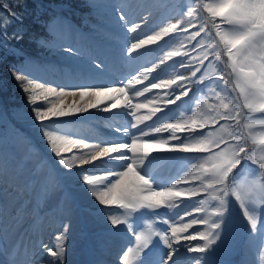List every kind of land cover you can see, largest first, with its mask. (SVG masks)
I'll use <instances>...</instances> for the list:
<instances>
[{
	"label": "snow or ice",
	"instance_id": "1",
	"mask_svg": "<svg viewBox=\"0 0 264 264\" xmlns=\"http://www.w3.org/2000/svg\"><path fill=\"white\" fill-rule=\"evenodd\" d=\"M195 5V7H189L187 12L189 19L170 23L166 27H161L159 31L146 35L145 38H139L138 29L141 28V24L130 21L125 7L108 4L99 6L114 13L112 20L120 29L126 28L127 33H138L137 36L128 37L135 41L125 48L129 56L148 45L156 44L170 33L177 31L186 33L185 25L191 26L201 12L208 13L200 21L199 31H193L185 36V40L190 43L197 40L201 33L204 34L197 41L198 53L189 60L188 65L183 60L188 52H182L179 48L166 52L161 61L163 63L164 60H171L173 57H182L180 61L174 62L173 66L175 67L178 63L191 71V76L178 73L173 79L161 80L159 83L150 82V88L144 87L142 91L135 89L134 84H140L143 80L149 79L153 68H146L144 74L139 77L133 76L124 87H107L104 84L82 82L74 84L71 90H68L61 84L50 86L49 81L42 79V73L38 68L25 66L10 68L15 79L21 82L22 86L26 81L27 86H23V91L28 94L34 121L38 122L34 124V127L43 129L52 152L64 168L73 170L79 167L80 171L75 174L82 177L91 196L103 206L101 211H105L113 228L125 223L126 215L131 212L142 208L149 210L175 208L177 201L183 205L185 214H188L189 208H195L198 213H203L191 219L189 223H183L182 220L177 222L175 216L178 213H174L171 220L162 218L164 223H170V236L165 232L153 231L151 228L146 232L135 234L136 248L124 251L119 257L120 264H134L155 236H159L169 250L160 264H169L178 251L175 246L182 244V240L199 239L203 241V244L195 246L190 243L183 244L189 252H206L220 239L219 218L224 216L228 197H235V200L239 202L243 215L253 230L257 225V215L249 210L246 201L249 195H255L258 199L264 200V182L254 180L250 186L234 187L233 174L242 162L253 160L252 150L248 147L249 142L264 146V117L256 118L251 115L264 114V0H195ZM12 15L16 14L12 13ZM217 18L220 23H217ZM144 20L146 21L147 17ZM144 26H147L146 23ZM21 38L16 35V39ZM89 40L78 43L76 46H73L70 40H64L56 47L78 61L89 59L92 66L102 70L103 64L93 58V51L87 46ZM209 57L213 60L209 61L204 74L198 80L194 79ZM216 62L223 63V69H217ZM193 63L197 64L195 70L189 67ZM212 77H216L213 80L215 86L209 90L213 93L214 102L201 101L204 109L199 119L189 117L187 120L165 122L169 120L168 116H158L170 104L187 96L192 90L190 85L203 83L206 78ZM155 79L153 77V80ZM159 88L169 90L164 93L162 104L154 103L153 100L133 104L129 100V92L140 97L151 89ZM228 88H232L233 92L238 90L235 101L239 102H235L228 94ZM176 89H180L179 94H176ZM69 95L73 97L78 95L79 100L66 103L64 97ZM173 96L174 99L170 98ZM119 97H124L127 102L126 107L130 109L129 114L134 120L130 127L127 124L116 127V131L122 133V138L87 143L82 138L71 139L66 135L58 134L50 130L49 124L44 123L53 118L89 112L90 109H97L106 100L114 102L102 109L103 111L117 109L120 107ZM41 100L44 103L38 104ZM144 108L147 109V113L138 114V110ZM245 109L247 111H244ZM147 121L151 123H146ZM256 125H259L258 136L253 134ZM131 129H135L136 132L133 133ZM165 132L169 133L166 139L153 135V133ZM178 132H188L190 138L177 135ZM3 140L4 138L0 136V142ZM173 141H179V143H172ZM74 149L78 154L73 153ZM261 151L264 152V147ZM154 152L206 154L202 162L196 166L198 171L195 179L199 181L200 188L204 189L209 199L215 201L211 205V212L204 207L208 203L207 200H201L200 204L196 205L191 200L182 199L186 194L197 195L199 188H177V185L182 183V180L177 178L175 184L170 182L171 186L156 189L150 178L140 174L138 169ZM62 153L70 155L64 156ZM8 159L10 161L12 158ZM125 161H127L126 166L123 170H119L122 166L120 162ZM4 163L6 162H0V178L4 176ZM256 163L259 164V169H264V155H261ZM205 164L209 167H205ZM85 165H90L91 168H84ZM97 172L101 174L97 175ZM71 174L74 173L72 171L63 173V175ZM113 176H115L114 181ZM19 178L24 179L23 175ZM184 179L186 180L187 177ZM261 179L264 180V173H261ZM46 190L47 184L41 188V191ZM149 195H152L153 199H138L139 196ZM112 206L123 209L125 215L121 218L107 214L106 210L111 209ZM213 217L217 219L213 220ZM197 223L205 225V230H196L195 235H181ZM62 227L64 231L61 233V240L66 238L71 225L70 223L62 224ZM44 248L56 258L50 264H64L63 244L56 252H52L47 246ZM261 257H264V253H261ZM13 264H30V262L25 258L14 261ZM195 264H200V261L196 260Z\"/></svg>",
	"mask_w": 264,
	"mask_h": 264
},
{
	"label": "rangeland",
	"instance_id": "2",
	"mask_svg": "<svg viewBox=\"0 0 264 264\" xmlns=\"http://www.w3.org/2000/svg\"><path fill=\"white\" fill-rule=\"evenodd\" d=\"M171 1L172 0H103L100 2V5L108 4L125 7L130 21L141 24V28L138 29L139 38H141L145 35L152 34L155 31H159L161 27H166L168 24L177 21L179 4L176 1ZM166 4V7L160 8L161 5ZM99 6L95 5L91 8V11L96 17V19H94L91 23L93 33L84 31L77 33L75 30L63 32V30L59 28L56 33L61 38L60 43L64 40H70L73 46H76L78 43H84L90 39L87 42V46L92 49L93 58L103 64V69H96L91 65L89 59H81L78 61L70 58L67 53H64L57 48L49 55V57L57 66H60L61 64L68 65L70 68V77L66 78L60 72L62 76L58 77L56 81H52L50 86L61 84L68 90H71L74 84L90 82L93 84L104 83L107 87L114 86L119 88L124 87L126 85L125 82L129 79V77L138 73L139 70L144 68H153L150 80H148L149 83L141 86H133L135 89L142 91L144 87L150 85V82L157 83L161 80L173 79L178 73L184 76H191V71L181 67L178 63L175 64V67L173 66L174 62L180 61L182 57H173L171 60H164V62L161 63L166 52L176 49L174 45L181 47L186 44L182 41L183 39H179L181 38L180 36H178V38L174 37L169 41H166L168 38L164 37L158 41V44L154 47L146 50L147 52L145 51L137 57H135V53L129 56L125 48L130 46V44L135 41L128 39V37L137 36L138 33H127L126 28L120 29L112 20L114 13H111L108 9ZM151 14H153L152 17L150 16ZM145 17H147L146 21L144 20ZM148 19H150L149 21H151V24H148ZM145 23L147 25L146 27L144 26ZM175 34L171 36H174ZM114 56L118 57V59L116 60ZM111 58L113 59V62H108ZM183 60L184 63L188 65L185 56L183 57ZM208 63L209 62L207 61L205 65L201 67V71L198 72L197 76L204 74ZM154 65L155 67H153ZM189 67L192 68L191 65H189ZM39 70L41 71L42 79L44 80H48L53 71L51 70L48 73L45 69L39 68ZM108 72L111 73L115 79L107 81L106 76ZM153 77L156 79L153 80ZM191 88L192 90L187 96L182 97L174 104H170L162 113H159L158 116H168L169 120L165 122L187 120L189 117L196 119V114L202 111L204 106L201 104V98L199 102L196 100L197 94L192 95L195 89H199V86L195 87V84H193V87ZM202 88L204 89L203 93H206L203 100H206L207 98L209 100H214L213 93L208 88ZM166 91L169 90L165 88L151 89L150 92L144 93V95L140 97H136L132 92H129L128 97L130 102L133 104L145 103L147 100H153L154 103L162 104V97H164V93ZM179 92L180 89H176V94H179ZM191 96L194 99L192 106H190V99H188ZM120 98V107L117 109H111L109 112L103 111L102 109L113 103V101L106 100L101 103L97 109H90L88 114L80 113L75 116L58 119L53 118L52 120L57 122L55 125L60 127L61 130L66 131L71 139L82 138L87 143H97L103 139L122 138V133L116 131V124H118V126H124L125 124L129 126L134 122V120L133 116L129 114L130 109L126 107L127 102L124 97ZM170 98L174 99V96ZM64 100L66 103H71L73 100L78 101L79 96L77 95L76 97H73L69 95L64 97ZM189 107L190 110H188ZM124 112L127 114L120 115ZM146 113V108L138 110V114L140 115H144ZM251 115L256 118L264 117V114L260 113ZM153 119H155V117ZM22 123L26 124L27 121ZM146 123H151V121H147ZM139 127H143V125H139ZM1 129L2 128H0V136H2L4 140L0 142V162L6 163H4V176L3 178H0V232L3 233L5 241L10 242L14 234L21 232V238L23 236H27L29 238L34 237V240H39V242L43 240L45 244H47V248L51 249L52 252H56L58 247L63 244L65 248L63 257L65 264L66 259L69 256L71 257L74 253L73 247L76 243L71 240V237L77 236L79 239H85L87 237L89 240L93 239L92 244H90L92 250V264H120L119 257L122 256L123 252L128 251L129 248H136L135 234L139 232H146L151 228L153 231L165 232L167 235H171L170 223H164L162 218L171 220L173 219V214L178 213V215L175 216V220L177 222L182 220L183 223H189L191 219L203 215V213H198L195 208H189L188 214H185L183 205H180L179 201L175 202V208L165 207L156 210L139 209L126 215V222L118 225V227L122 228L123 234L117 233V235H115L112 231L115 228H113L110 221L107 219L105 211H101V208L85 209L82 211L83 216L81 220L74 210L70 209L72 208L70 198L66 197L62 192L58 194L59 197L62 193L63 198L61 202L59 204H55V202L58 201L57 196L46 194L47 190L43 191L41 193L44 198V204L42 206H48V208H42L39 209V211H36L33 206V198H28L26 201L20 202L19 196H22L25 192L31 190L35 183H43V172L46 173L45 180H47V189L51 188L54 184L59 185L63 189H68L72 193L71 195L77 200L78 205L81 207H89L99 203L89 193L87 185H84L83 183L82 177L75 174L80 171L79 167L74 168L73 170L63 168L68 172L72 171L74 174H61L58 176L57 173L62 170L59 166H57L54 162L47 160V162L50 163L55 170L50 168L46 169V163L44 160L41 161L39 153L35 152L33 147L27 146L16 131L7 129L6 132L3 133ZM258 129L259 125H256L253 134L258 132ZM131 131L133 133L136 132L135 129H132ZM153 135L166 139L169 136V133H153ZM177 135L190 138L188 132H178ZM172 143H179V141H173ZM73 153L78 154L75 149L73 150ZM205 155L206 154L203 153L154 152L147 157L149 159L147 165L139 168L138 171L141 175H145L150 178L153 182V187L156 189L171 186V184H169L170 182L175 184V180L177 178L182 180V183L177 185V188H199L197 195L192 196L190 194H186L182 197V199L191 200L196 205H199L201 200H207L208 203L205 204L204 207L208 210V212H211V205L215 203V201L209 199L203 188H200L199 181L195 179V175L198 171L196 166L202 162ZM9 157L12 158L10 161L8 159ZM38 159L41 162L38 161ZM120 163L122 166L119 170H123L127 161ZM59 165L61 166V164ZM83 167L88 169L91 168L90 165H85ZM96 174L100 175L101 173L97 172ZM20 175H23L24 179H20ZM185 177H187L186 180L184 179ZM114 179L115 176L112 177L113 181ZM61 180H63V182H61ZM238 180L244 185V187L250 186L254 180L259 182L257 175L248 169L241 171ZM43 185L44 184H42V186ZM36 191L34 195L36 194ZM17 192L19 196L16 194ZM49 206L53 207L49 208ZM57 208L62 211L60 215H57ZM67 211L68 213L66 214ZM106 212L107 214L121 218L122 215H125V211L116 206H112V208L110 210H106ZM263 212L264 205H261L255 210L257 220L260 219ZM46 215L47 219H44V216ZM39 216L43 218V222L45 223L44 226H42ZM27 219L29 221H27ZM216 219V217H213V220ZM229 219L230 217H227L226 221H223L224 225L220 228L222 230H220V239H218L217 242L206 252H189L183 244L190 243L192 246H195L197 244H203V241L199 239L192 241L182 240V244L175 246L178 251L175 253L174 258L169 262V264H195L196 260H199L200 264H225V257H221L223 250H220L219 247H226L230 245V243L236 240V237L240 232L238 224L230 222ZM38 220L40 221V226L36 225ZM68 223L71 225L70 231L68 232L66 238L61 240L60 236L64 231L62 224ZM99 225L106 229H101L100 232L90 234L89 236H86L83 233L86 226L94 228ZM92 230L94 231L96 229ZM196 230H205V225L197 223L196 225H193L192 229H189L181 235H195ZM70 240L72 241V244H70ZM151 244H157L158 248L156 249L155 246H151ZM250 246L253 250V264H264V260L261 258V253H264V232L262 236L254 237V239L250 242ZM43 249L41 264H50V262L54 261L56 258H54L49 251H46L44 247ZM80 249L81 247L78 249L79 254ZM154 249H156L155 253L159 252V255L156 253L153 256L157 260L149 255L147 248L142 251L141 256L134 262V264H160V261L167 255L169 250L166 245H164L163 241L160 240L159 236H155L149 245V251ZM81 251H83V249H81ZM38 252L40 253L41 250H38ZM226 252L230 255L233 254L231 249ZM178 254H183V258L176 256ZM19 256L22 257L23 255ZM186 256L188 257L183 260ZM110 257L111 259H109ZM178 260H180V262ZM233 264H238V262H234Z\"/></svg>",
	"mask_w": 264,
	"mask_h": 264
},
{
	"label": "trees",
	"instance_id": "3",
	"mask_svg": "<svg viewBox=\"0 0 264 264\" xmlns=\"http://www.w3.org/2000/svg\"><path fill=\"white\" fill-rule=\"evenodd\" d=\"M102 1L103 0H0V120H2L0 121V128H2L1 130L3 133H5L7 129L16 131L26 145H30L35 152L39 153L41 161H46L48 158L59 166L62 169L59 173L60 175L68 171L63 169V165H59V159L55 156V153L52 152L51 145L48 143L47 137L43 134V129L34 127V124L38 122L34 121V113L32 112V106L28 102V94L23 91V86H27L26 81L22 86L21 82L15 79L10 68L25 66L45 69L46 71L53 69L55 71H53V76L58 77L59 71H62L65 77L69 78L70 72L67 67L62 66L59 68L48 58L50 53L57 48L56 45L61 41L60 36L56 33L57 29L59 28L63 30V32L73 31V29L77 32L79 29V31L84 30L93 33L91 23L96 17L91 11V8L95 5L99 6ZM175 1L179 4L177 21L189 19L187 12L190 6H196L195 0ZM161 7H164V5H161ZM12 13L16 15H12ZM207 15L208 13L201 12L199 18L193 21L191 26L185 25L187 26L186 33L181 31L174 36H167L168 39L166 41L174 37L178 38V36L181 37L179 39H183L182 41L186 43L184 46H174L175 48H179L182 52H188V55L185 56L188 62L198 53L199 49L196 48L197 41L200 40L204 34L201 33V36L197 37V40H193L190 43L185 40V36L193 31H199L200 21ZM217 23H220L219 18H217ZM16 35L22 38L16 39ZM194 49L195 51H193ZM212 60L213 58L209 57L208 62ZM206 62L207 61H205V63ZM191 66V69L195 70L197 64L193 63ZM216 67L217 69H223L224 65L223 63L216 62ZM199 77L200 76H197L195 79L198 80ZM215 79L216 77L210 79L206 78L203 83H197L200 90L197 89L194 91V94H197L196 100L198 102L200 98L203 100V97L206 96V93H203L204 89L202 87L206 89L214 87L213 80ZM52 80L53 78L51 77L50 80L47 81L52 84ZM38 82L40 81L38 80ZM227 92L235 101L238 92H233L232 88H228ZM206 100L208 103L214 102L213 99L209 100L207 98ZM43 103L42 100L38 101V104ZM202 111L196 114V119H199V115ZM244 111H246V109ZM24 120H32L29 122V129L26 128L24 124L19 123ZM44 123L51 126L50 130L69 137L66 131L61 130L60 127L55 125L57 122L54 120H47ZM248 147L252 150L253 160L242 162L235 170L233 174L235 177L233 181L234 187H244V185L239 182L238 177L240 170L247 167L252 168L251 171L257 175L259 182H264V180L261 179V173H264V169H259V164L256 163L259 157L264 155V152L261 151V148L264 146L249 142ZM62 155L68 156L70 154L62 153ZM38 161L40 160L38 159ZM46 167L51 169L52 166H50V163H46ZM205 167H209V165L205 164ZM43 174L44 172L42 176ZM59 174L58 176H60ZM51 190L53 195L57 192L58 188L54 187ZM38 201H40V198H38ZM225 208L226 211L224 216L219 218L221 228L224 225L223 221H226L227 217H230V222H236L238 226L242 227L243 220L240 214L243 215V209H241L235 197H228ZM244 224L246 225L245 234L241 236L242 240L240 236L237 237V242L233 247H235L238 253H233L230 257L231 261L235 260L237 255H251V248L248 245V241L252 234H258L259 228L264 226V212L260 219L257 220L255 230L251 228L245 217Z\"/></svg>",
	"mask_w": 264,
	"mask_h": 264
},
{
	"label": "bare ground",
	"instance_id": "4",
	"mask_svg": "<svg viewBox=\"0 0 264 264\" xmlns=\"http://www.w3.org/2000/svg\"><path fill=\"white\" fill-rule=\"evenodd\" d=\"M151 17L153 16V14H151L150 15ZM149 20L150 19H148V21L147 22H149ZM148 35H150V34H148ZM146 36V35H145ZM145 36H143V37H141V38H145ZM156 44H158V43H156ZM156 44H153V45H148V46H146L144 49H140L139 50V52H137V53H135L134 55L135 56H138V55H140L141 53L143 54V52L144 51H146V50H148V49H150V48H152V47H154ZM147 52V51H146ZM114 58L117 60L118 59V57H116V56H114ZM120 58V57H119ZM121 59V58H120ZM110 61H108V62H111L113 59L111 58V59H109ZM115 60V61H116ZM113 62V61H112ZM118 62V61H117ZM116 65V64H115ZM109 66V65H108ZM145 69L146 68H144V69H141V70H139V72L138 73H136L135 75H133V76H137V77H139V76H141L142 74H144V72H145ZM111 70V69H110ZM132 76V77H133ZM132 77H129V79L125 82L126 83V85L128 84V81L132 78ZM150 77H151V73H150V75H149V79L148 80H150ZM111 79H114V77H113V75L111 74V73H107V76H106V80L108 81V80H111ZM148 80H143L142 81V83H140V84H134L133 86H141V85H145V84H147V83H149V81ZM160 82V81H159ZM159 82H157V83H159ZM104 84V83H103ZM191 87H193V84L192 85H190ZM112 87V86H111ZM114 87V86H113ZM146 87H149L150 88V85L149 86H146ZM116 88H118V87H116ZM76 97V96H75ZM163 98V97H162ZM119 100L121 101V98L119 97ZM178 101V100H177ZM114 102V101H113ZM98 111V110H97ZM111 111V110H110ZM107 112H109V111H107ZM85 114H88V112L87 113H85ZM127 113H122V114H120V115H126ZM117 126H118V124H116ZM120 127H123V126H120ZM132 130V129H131ZM254 135H257L258 136V132H256V133H254ZM149 162V159L148 158H146V160H145V162H144V164L143 165H141L140 166V168H142V167H144L145 165H147V163ZM74 193H75V191H74ZM25 247H27V245L25 246ZM24 246L22 247V248H25ZM8 249V248H7ZM1 255V254H0ZM19 255H24L23 253H21L20 251L17 253V256H19ZM113 255V254H112ZM40 256H41V252L39 253L38 252V250L36 251V250H34V251H32V253L30 254V264H41V262L39 261V259H40ZM176 256H178V257H180V258H183V254H181V255H176ZM20 257V256H19ZM188 256H186L183 260H185L186 258H187ZM109 259H111V257L109 258ZM179 262H180V260H178Z\"/></svg>",
	"mask_w": 264,
	"mask_h": 264
},
{
	"label": "clouds",
	"instance_id": "5",
	"mask_svg": "<svg viewBox=\"0 0 264 264\" xmlns=\"http://www.w3.org/2000/svg\"><path fill=\"white\" fill-rule=\"evenodd\" d=\"M158 195H164V194H158ZM138 199L151 200V199H153V197H152V195H149V196H139ZM261 203H264V200L258 199L255 195H249L247 197V201H246L247 207L253 213L255 212V210L257 208H259V206L261 205ZM261 258H262V260H264V257H261Z\"/></svg>",
	"mask_w": 264,
	"mask_h": 264
}]
</instances>
